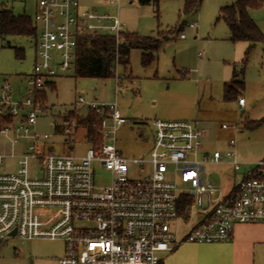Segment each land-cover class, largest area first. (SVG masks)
<instances>
[{
    "label": "built area",
    "instance_id": "1",
    "mask_svg": "<svg viewBox=\"0 0 264 264\" xmlns=\"http://www.w3.org/2000/svg\"><path fill=\"white\" fill-rule=\"evenodd\" d=\"M120 1L108 0L118 6ZM33 21L35 65L26 78L27 95L14 100L8 81L0 88V134L12 146L25 140L20 153H0V165L7 157H15L17 164L14 172L0 173L2 243L62 240L58 264H167L164 256L185 239L225 241L238 224H264V158L248 162L251 166L237 174L246 162L237 157L235 138L225 155L204 152L207 128L198 118L151 120L148 153L126 157L117 147V133L127 118L116 102H93L86 115L74 109L75 115L62 116L67 135L85 125L83 155L56 153L41 143L50 134L37 132L36 124L51 109L42 89L51 85L58 68L76 66L79 38L106 34L119 41L126 30L118 15L101 14L80 0H38ZM83 102L79 97L76 106ZM245 103L239 97L241 109ZM224 157L234 170L226 190L204 177L205 165L220 164ZM95 163L111 173L109 185H95ZM131 165L137 176H130Z\"/></svg>",
    "mask_w": 264,
    "mask_h": 264
},
{
    "label": "rangeland",
    "instance_id": "2",
    "mask_svg": "<svg viewBox=\"0 0 264 264\" xmlns=\"http://www.w3.org/2000/svg\"><path fill=\"white\" fill-rule=\"evenodd\" d=\"M38 0H0V8L15 15L34 17ZM187 0H159L158 4H140L138 0H121L119 6L108 0H80V3L103 14H116L127 32L160 38L153 53L154 59L143 64L141 48H133L127 66L119 64L117 76L76 77V68L68 71L58 68L50 78L53 88L46 85L42 91L51 107L41 114L36 131L48 133L44 143L56 153L83 155L88 147L85 125L67 135L62 131V116L75 109L80 116L89 113V103H115L127 118L117 133V147L126 157H142L150 150L153 130L150 121L200 119L207 128L205 149L226 154L230 140L235 138L237 157L246 162L240 172L251 165L248 162L264 158V45L257 42L249 53V41L230 39L227 23L219 18L221 7L235 0H201L198 6L185 11ZM249 15L264 33V0L248 9ZM195 22V27L190 24ZM185 34V38L181 34ZM35 38L29 35L0 36V88L8 81L14 89V100L21 101L26 92V78L35 65ZM13 47H23L25 56L17 58ZM239 74L243 87L238 90L244 97L243 109L238 99H224V83ZM235 86V85H234ZM238 88V85L235 86ZM79 97L85 100L76 106ZM248 121H258L247 127ZM54 123V124H53ZM226 124L228 127H222ZM235 126H237L235 128ZM25 140L12 146L9 138L0 134V153L23 151ZM6 146V147H5ZM130 176H137L131 165ZM16 158L7 157L0 165V173L14 172ZM97 188L109 185L112 175L100 164H94ZM234 176L227 157L220 164L205 165L204 177L210 178L225 190ZM264 235L262 223H251ZM182 229L184 227L182 226ZM257 237L245 236L238 241L195 242L183 240L166 254L167 264H264V245L255 243ZM0 264H58L65 244L57 239L0 241Z\"/></svg>",
    "mask_w": 264,
    "mask_h": 264
},
{
    "label": "trees",
    "instance_id": "3",
    "mask_svg": "<svg viewBox=\"0 0 264 264\" xmlns=\"http://www.w3.org/2000/svg\"><path fill=\"white\" fill-rule=\"evenodd\" d=\"M140 4H149L159 0H138ZM201 0H187L185 11H190L198 6ZM263 3V0H235L230 5L221 7L219 18L223 19L230 30V39L234 42L249 41L251 43L248 52L257 42L264 45V33L257 23L249 15L248 9L257 7ZM5 35H29L36 36V28L33 18L28 15H15L13 11L7 8H0V36ZM160 45V38L154 36H143L137 32H124L123 39L117 41L114 36L100 34L80 37L77 46L76 59V77H112L116 64H129L130 51L133 48H141L143 52V64L147 65L153 61V53ZM17 58H23L25 50L23 47H13ZM239 74L234 69L232 79L224 85V99L233 101L239 98L238 90L243 87L239 81ZM238 85L236 89L235 86ZM51 86L54 88L55 83ZM45 101L46 96L42 93ZM75 115V111L69 112ZM88 117V116H87ZM92 120V118H80L81 122ZM258 121H248L247 127L254 128ZM92 133V129H90Z\"/></svg>",
    "mask_w": 264,
    "mask_h": 264
},
{
    "label": "crops",
    "instance_id": "4",
    "mask_svg": "<svg viewBox=\"0 0 264 264\" xmlns=\"http://www.w3.org/2000/svg\"><path fill=\"white\" fill-rule=\"evenodd\" d=\"M35 9H37V2L35 4ZM229 33H230V30H229ZM233 72H234V70L232 71V76H233ZM225 83H224V85H225ZM245 105H246V103H245ZM201 122L203 124L202 120H201ZM203 151L208 152V153L211 152L210 150L205 149L204 145H203ZM259 227H260V225H259ZM259 227H256L253 224H238L234 228V233H233L231 239L233 241H238L241 238H245V236H249L250 238H253L255 236V237H257L255 243H257V245H264V235L262 234L261 230H259ZM262 227L264 228V224L262 225ZM263 231H264V229H263ZM0 250H1V246H0Z\"/></svg>",
    "mask_w": 264,
    "mask_h": 264
},
{
    "label": "water",
    "instance_id": "5",
    "mask_svg": "<svg viewBox=\"0 0 264 264\" xmlns=\"http://www.w3.org/2000/svg\"><path fill=\"white\" fill-rule=\"evenodd\" d=\"M13 234H15V231L13 232Z\"/></svg>",
    "mask_w": 264,
    "mask_h": 264
}]
</instances>
